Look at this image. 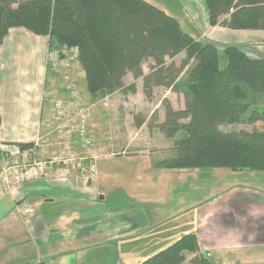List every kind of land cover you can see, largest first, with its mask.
<instances>
[{"label":"crops","instance_id":"1","mask_svg":"<svg viewBox=\"0 0 264 264\" xmlns=\"http://www.w3.org/2000/svg\"><path fill=\"white\" fill-rule=\"evenodd\" d=\"M147 1L174 16L192 37L215 44L221 52L236 45L252 57L264 55V30L210 25L205 0ZM48 49V35L24 27L11 28L0 44V152L30 142L47 115L43 92L53 77L47 67ZM150 60L142 62L144 73ZM131 75L123 78L125 86ZM134 81L142 87L141 79ZM160 88H153V93L167 96L175 109L184 107L181 93ZM111 126L96 125L100 155L92 181L73 183L60 173L30 170L18 188L0 191V264H137L159 250H145L156 239L167 240L166 246L189 232L196 234L200 253H209L214 264L246 259L254 264L259 258L264 263V238L248 236L242 228L243 202L218 203L217 197L208 199L205 187L204 201L190 206L184 204L181 192L175 195L172 190L228 171L164 167L159 163L168 160L166 151L173 146L156 153L155 137L166 144L171 138L157 128L150 130L146 120L139 127L129 121L119 131ZM235 192L240 190L232 188ZM221 198L225 200L226 194ZM21 202L33 207L31 215L19 214ZM218 212L228 214L229 226L217 219ZM211 225L220 228L209 232Z\"/></svg>","mask_w":264,"mask_h":264},{"label":"trees","instance_id":"2","mask_svg":"<svg viewBox=\"0 0 264 264\" xmlns=\"http://www.w3.org/2000/svg\"><path fill=\"white\" fill-rule=\"evenodd\" d=\"M205 5L210 25L264 30V0H205ZM13 27L48 35L50 48L78 47L91 102L134 88L124 85L127 73L142 80L147 97L155 87L181 93L183 108L163 99L164 120L158 121L154 111L148 123L174 139L176 156L160 165L264 172V127L219 129L224 123L264 125V55L252 57L236 45L219 54L215 44L195 39L174 16L147 0H0V44ZM147 59L151 63L144 73ZM144 121L134 120L137 127ZM187 253L193 254L188 261ZM137 264L214 263L200 253L196 234L189 232Z\"/></svg>","mask_w":264,"mask_h":264},{"label":"built area","instance_id":"3","mask_svg":"<svg viewBox=\"0 0 264 264\" xmlns=\"http://www.w3.org/2000/svg\"><path fill=\"white\" fill-rule=\"evenodd\" d=\"M78 54L76 46L49 47L47 67L53 77L42 100L47 115L40 119L28 145L16 144L9 153L0 152V191L18 188L30 170L37 174L62 172L73 183H88L95 178L100 152L91 108L97 102L88 100L80 88L84 71ZM77 66L80 74L74 72ZM109 96L102 101H108ZM17 210L24 217L34 211L27 202H21Z\"/></svg>","mask_w":264,"mask_h":264},{"label":"rangeland","instance_id":"4","mask_svg":"<svg viewBox=\"0 0 264 264\" xmlns=\"http://www.w3.org/2000/svg\"><path fill=\"white\" fill-rule=\"evenodd\" d=\"M219 54H222L221 49L219 48ZM185 57L184 52L177 56L176 62L179 63L182 58ZM225 58L221 56L220 59V66L223 68L225 66ZM78 70H74V72H77V74H80V68L79 66ZM184 72L181 74L183 77ZM132 76V75H131ZM133 77V76H132ZM129 78L127 81V85H131L134 88H127V90L122 93V91H116L112 96H109L108 101L100 98L96 100L97 103H95L94 106L91 108V121L97 125V127H103V126H110L112 124L111 129L113 131H119V129L122 126H127L129 121H134L135 118L145 119L147 126L148 123L152 121L151 116L153 112L155 111L158 114L157 120L162 121L164 120V110L161 105L163 99L169 100L170 103L171 100L167 96H162V93L160 96L157 94H154L152 91V94L150 97H147L143 87L139 85L137 82L134 81V78ZM81 90L83 93L87 96L88 100H90L89 95L85 92L84 89V81L82 80V83L79 84ZM164 87H161L159 91H161ZM168 89V88H166ZM181 104V103H180ZM178 106V104H177ZM98 123V124H97ZM264 125L261 122H257L255 124H247L243 122H239L236 124H230V123H224L219 126V129L223 132H232V131H238L240 129H245L248 131H251L252 129H263ZM149 128V127H148ZM155 128L156 127H152ZM150 128V130H153ZM108 129V127H107ZM154 132V131H150ZM154 135V134H153ZM152 135V136H153ZM156 139H160L158 136L155 137ZM156 140L159 145H157V148H155L156 153H158L161 149L166 150L168 147H172L171 149H168L166 153H169V155L166 158H173L176 156L177 151L174 148V143L170 139L169 144L166 142L163 143L161 140ZM98 139L96 141V144H98ZM154 150V149H152ZM168 158V159H169ZM217 169H206L205 171H216ZM220 170H223V172H227V174L222 175H214V176H208L207 179L201 178L200 181H190L192 183H185L179 186H175L172 188V190L175 192H181V197L185 198L184 204L190 205L193 203H201L204 201V188H207V196L208 199H215L216 197L218 200L216 202H225L226 206L234 205L237 202H243V205L241 207L244 209L243 212H241L240 217L242 220H244L242 228L248 234V236L251 237H257V239H263L264 238V172H257L252 171L251 173H244V172H233L227 168H220ZM244 171V170H243ZM60 173L64 176L62 172H48L46 174H56ZM223 176V177H222ZM248 177V178H247ZM239 180V182H237ZM232 188H236L240 190L239 192L231 193ZM202 189V190H201ZM222 194H226V199L221 198L219 200V197ZM209 202H215L214 200H211ZM248 207L251 208L248 210ZM224 216L222 212H218L216 214L217 219L220 221L221 224L226 226L228 222L227 217ZM252 216V217H251ZM246 221V222H245ZM215 225H211L208 228V231L210 232L212 229H219V227H214ZM242 229V232H243ZM183 234V233H181ZM181 234L178 236L180 237ZM177 236V238H179ZM175 240V239H174ZM167 240L163 241L161 243V240H155V242L151 245H147L145 250L147 249H160L162 247H165L164 244H167ZM167 246V245H166ZM261 249V247H260ZM200 250V248H199ZM264 250V248H263ZM262 251V249H261ZM208 254H203L204 256L208 257ZM257 252H254L253 255H257ZM193 254L187 253L186 254V261H188ZM254 264H264L262 258ZM225 264H230V262H225ZM237 264H252L247 261V259L242 263Z\"/></svg>","mask_w":264,"mask_h":264}]
</instances>
